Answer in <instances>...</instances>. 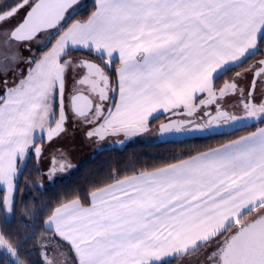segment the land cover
Here are the masks:
<instances>
[{
  "label": "snow or ice",
  "instance_id": "1",
  "mask_svg": "<svg viewBox=\"0 0 264 264\" xmlns=\"http://www.w3.org/2000/svg\"><path fill=\"white\" fill-rule=\"evenodd\" d=\"M88 6L0 0L5 223L17 213L28 157L39 160L44 139L66 133L69 122L95 142L123 136L117 143L164 114L162 136L264 125V59L218 86L264 49V0H93L78 18ZM33 44L43 46L39 56ZM227 97L237 101L231 110ZM71 167L53 156L49 179ZM37 215L22 201L24 228ZM40 223L23 236L0 226V264H264V127L161 166L113 169ZM29 241L35 261L22 251Z\"/></svg>",
  "mask_w": 264,
  "mask_h": 264
},
{
  "label": "trees",
  "instance_id": "2",
  "mask_svg": "<svg viewBox=\"0 0 264 264\" xmlns=\"http://www.w3.org/2000/svg\"><path fill=\"white\" fill-rule=\"evenodd\" d=\"M88 5V8L78 18L90 14L93 10V0ZM259 58H264V49L261 50L260 54L250 58L243 67H236L230 70L218 81V84H223L225 79L232 78L236 72L249 67L251 63ZM165 118V116H161L160 120L154 121L152 124L157 125L164 121ZM257 126L259 125H254L250 129L242 130L235 134L205 135V137H193L182 142H174L172 140L168 142L147 141L128 144L122 148L118 146L103 147L91 156L89 160L82 162L79 169L68 178L46 185V187L40 185L45 176L41 165H39V160L34 155H30L19 181L20 193L16 201L17 213L8 217L7 223H5L4 215L0 213V226H3L10 233L19 232L22 236L35 233L41 229V216L45 215L61 201L73 198L76 195L85 196L90 189L106 180L113 169L117 170L118 173H124L131 172L133 169H138L142 166L147 168L161 166L178 158L186 157L189 153L196 150L205 151L211 147H218L222 143H227L244 133L250 132ZM33 181L36 183H33ZM37 184L40 186L38 187ZM22 201L27 203L29 207H33L38 213L34 228H24L21 225ZM29 223H31V220ZM31 245L32 242L29 241L22 251H31L32 255L28 259L35 261L39 257ZM176 261H174V264H176ZM4 264H7V260H4Z\"/></svg>",
  "mask_w": 264,
  "mask_h": 264
},
{
  "label": "crops",
  "instance_id": "3",
  "mask_svg": "<svg viewBox=\"0 0 264 264\" xmlns=\"http://www.w3.org/2000/svg\"><path fill=\"white\" fill-rule=\"evenodd\" d=\"M37 56H39V55H37ZM261 59H264V58H260L259 60H261ZM256 62H254L253 64H255ZM238 72L243 73L244 70H240ZM234 77H235V74H234ZM251 80H252V76H251V74H248L246 79H241L240 80L241 87H244L245 89H247V87L250 84ZM70 86H71V84L69 82V87ZM220 86H222V84ZM228 98L229 97H227V99ZM226 107H228L231 110L230 106L227 105ZM163 116L167 117L168 114H164ZM173 118H176V117H173ZM253 123H254V125H256L255 122H253ZM158 127L159 126H156V125H153V124L150 125V129H149L148 133H150V136H152L153 138L158 134V131H157ZM259 127H264V125H259ZM69 128H72L74 132L70 131ZM256 128L253 129V130H250V132L256 131ZM250 132L244 133L243 135H247ZM146 133H143L142 135H139L137 137H134V138H131V139H128V140H135L136 138L144 137V135ZM243 135H240V136H243ZM63 136H65L66 138H73L74 137L73 140L76 141V142L75 141H71L70 144H72V146L69 147L68 150H67V154L70 156L69 157L70 158L69 161H70V163L72 165V167L70 169H68V171H67V174L69 173V175H71L72 173L76 172L79 169V167L82 164V162H85V161L90 159L92 150L96 146H101L99 149H102L103 147H113V146H118L119 147V145H118V143L116 141L124 139L123 136H120V137L110 136V137H107L103 141L95 142V140H89V139L86 138L85 130L83 128H80V127L74 128L73 125L71 124V122H69L68 131L66 133L62 134L60 137L54 138L51 142H48L47 139L45 138L44 142H43V148H44L45 145L47 146L48 144H51L53 142L55 143V139L62 138ZM234 139H237V138H234ZM149 140H151V139H149ZM149 142H152V141H149ZM130 144H133V143H130ZM39 162H40V165H41V168H42L43 167L42 164H43L44 161L42 159H39ZM42 170L44 172L43 168H42Z\"/></svg>",
  "mask_w": 264,
  "mask_h": 264
},
{
  "label": "rangeland",
  "instance_id": "4",
  "mask_svg": "<svg viewBox=\"0 0 264 264\" xmlns=\"http://www.w3.org/2000/svg\"><path fill=\"white\" fill-rule=\"evenodd\" d=\"M91 1L92 0H87V3H90ZM38 48H43V46L42 45L38 46L36 44H33L32 45V52L36 54L38 52ZM39 53H40V51L36 55H38ZM24 55L25 56H29L30 53H28L27 51H24ZM258 60H256V61H258ZM256 61H254V62H256ZM253 63H251L250 65H252ZM21 67H25V65H21ZM233 77H234V75L232 76V78ZM230 79L231 78H229L228 80H230ZM9 84L11 85V77L9 78ZM218 86H220V85L218 84ZM2 91H3V89L0 88V92H2ZM257 99H259V95H257ZM226 100L227 101H226V105L225 106L228 105L230 107H231L232 104L237 102L236 99L233 98V97H229L228 99L226 98ZM165 119L167 120V117ZM156 126H158V124ZM69 130L74 132L72 128H69ZM158 134L155 136L156 138L155 137L153 138L152 136H150V133L147 132L144 135V137L136 138L135 140H125L124 143H118V145H119L120 148H122V147H125V145H128L130 143L147 142V141L158 142L159 141ZM73 138H66L65 136H63L62 138L55 139V143L53 142L51 144H48L47 146L46 145L44 146V154H43V156H41L39 158V159H42L44 161L43 164H42L43 165L42 168L44 169L43 174L45 176L44 177L45 179L40 184L42 187H46V185L55 183V182L63 180V179H66V178H68L70 176L69 173L67 174V171H68V169H67L64 172H57L53 176V178L50 180L49 176H48V171H49L50 166L52 164L53 156H55L57 159H59L63 155L68 160L70 159L69 158L70 156L67 154V150H68L69 147L72 146V144H70L71 141H75V140H73ZM149 139H151V140H149ZM100 147L101 146H96L95 148H93L91 156H93L96 152H98V150H100L99 149ZM91 156H90V158H91ZM39 165H40V162H39ZM176 264H184V258L177 259Z\"/></svg>",
  "mask_w": 264,
  "mask_h": 264
},
{
  "label": "water",
  "instance_id": "5",
  "mask_svg": "<svg viewBox=\"0 0 264 264\" xmlns=\"http://www.w3.org/2000/svg\"><path fill=\"white\" fill-rule=\"evenodd\" d=\"M253 124L254 123L251 121L248 122L246 125L245 124H237L236 126L232 127L233 129L231 131H229L228 133H236V132H239V130L250 129V127H252ZM227 128L228 127H224L220 130H216V131H213L210 133H204V134L196 133V134H190V135H163V136L158 134V136H159V141H162V142H168L170 140H172L174 142H182V141L191 139L193 137H205V135H213V136L224 135L225 130Z\"/></svg>",
  "mask_w": 264,
  "mask_h": 264
},
{
  "label": "flooded vegetation",
  "instance_id": "6",
  "mask_svg": "<svg viewBox=\"0 0 264 264\" xmlns=\"http://www.w3.org/2000/svg\"><path fill=\"white\" fill-rule=\"evenodd\" d=\"M232 129H233L232 127H228V128L225 130L224 135H227V133H228L229 131H231ZM218 130H220V129H218ZM228 134H230V133H228Z\"/></svg>",
  "mask_w": 264,
  "mask_h": 264
}]
</instances>
